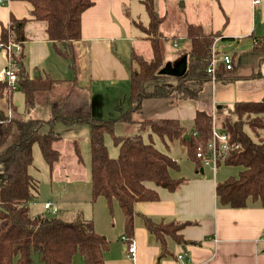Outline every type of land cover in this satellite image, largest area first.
I'll return each mask as SVG.
<instances>
[{"label":"trees","instance_id":"obj_1","mask_svg":"<svg viewBox=\"0 0 264 264\" xmlns=\"http://www.w3.org/2000/svg\"><path fill=\"white\" fill-rule=\"evenodd\" d=\"M30 4V18L16 19L9 16L6 26L0 25V46L9 42L20 45L21 52L15 57L17 80L15 89L23 95L24 113L31 114L37 107L49 108V119L24 118L15 113L11 97L14 88L0 81V98L9 103L10 116L0 109V166L5 180H0V264H32L35 256L39 264H73L79 256L84 264H105L104 254L109 241L96 233L93 222L85 220L81 213L65 221L56 216H31L29 204L37 192V181L29 173L33 164L32 148L37 145L40 154L51 170L59 161L60 154L54 148L61 138L53 126L61 123L67 127L74 124L88 126L90 151L91 203L97 198L105 199L111 212L115 202L123 217V234L130 241L137 224L147 230L158 246L156 264L175 257L169 243L192 244L183 239L180 231L188 222L154 219L135 210L138 202H155L156 187L175 192L184 183L183 178L174 179L171 171L179 169L176 160L143 141L141 132L148 130L161 141L177 142L184 147L185 157L195 169L201 167L196 151L210 139L212 116L197 111L189 130L178 120L149 119L136 121L132 115L140 110L147 99H167L171 102L196 100L201 86L212 80L206 72L211 61V49L219 36L201 25L187 24L183 38L189 43L185 51L186 68L173 86L156 83L152 90L146 86L157 81L163 69L164 46L167 37L159 31L163 17L158 14L157 0H138L147 15V25L134 22L145 39L149 41L152 57L149 60L132 52L129 58L130 107L119 119L102 120L93 114L88 88H81L75 77L67 80L53 79L42 72L30 77L23 67L24 29L29 21L44 24L47 40L55 54L68 63L75 73L73 43L80 40L82 13L93 5V0H22ZM252 50L262 55L264 61V36L253 37ZM237 76L233 67L226 70L219 64L214 81H233ZM195 85V87H193ZM230 115L218 114L215 122L228 136L230 145L224 161L216 166L240 168L237 178H227L215 184L217 203L222 207L240 209L249 200L264 205V97L259 102H238ZM117 121L137 125V132L114 136ZM43 127L48 131L42 133ZM112 136L118 146V157L111 158L104 137ZM251 135V136H250ZM186 136V137H185ZM74 152L80 163L78 146Z\"/></svg>","mask_w":264,"mask_h":264},{"label":"crops","instance_id":"obj_2","mask_svg":"<svg viewBox=\"0 0 264 264\" xmlns=\"http://www.w3.org/2000/svg\"><path fill=\"white\" fill-rule=\"evenodd\" d=\"M259 1L253 6L252 0H157V11L161 17L167 14L168 9L178 10L183 19L185 18V24L201 25L213 33H218L215 44L216 56L220 58L222 54H227L231 57L237 78L227 82L211 80L204 83L196 100L178 102L167 99L144 100L140 110L133 116L134 120L174 119L189 130L197 111L205 112L209 116L213 115L216 119L218 114L231 113L235 103L261 101L264 97V61L261 63L262 55L252 50L253 37L264 36V0ZM30 11L31 6L25 1L0 0V25L6 26L10 15L16 19H29ZM144 15L147 19L144 8L138 0H93V5L81 15L80 40L72 44L75 56L74 75L68 63L55 54L52 44L47 40L44 24L39 21H29L24 29L27 40L23 45V67L30 77L42 72L48 73L57 80L75 77L81 88H88L92 112L97 118L102 119L99 117L101 109L106 108L111 102L120 115L121 104L118 102L115 90L129 87L131 53L135 52L146 60L152 57L149 41L134 24L141 22L142 25H147L148 19L143 22L138 18ZM186 16L194 20H187ZM183 36H179L184 40L182 51L169 57L164 55L162 70L177 67L183 58H186L184 53L189 43ZM174 42L176 46L173 43V47L177 48V41ZM233 45L235 48L232 51L221 53L223 48ZM143 50L146 52L142 53ZM3 53V57L0 54V58H5L7 61L6 53ZM159 75L166 77L149 83L146 86L147 90H152L156 83L174 85L173 76ZM126 102L127 98H123V106ZM17 104L13 102L14 107ZM0 109L6 116H10L9 103L1 98ZM132 129L133 131L130 132H137V125H132ZM143 132L142 138L147 132L149 140L152 141V134L148 130ZM172 144L183 147L177 142ZM35 147L37 145L32 148L33 164L29 173L37 181V192L29 204V212L31 216H49L52 214L47 213L43 208V204L48 201L38 202L40 189L38 183L48 182L51 189V173L58 174V179H67L68 173L64 174V171L58 168L61 165L59 151L60 159L51 170L45 162L46 167L44 164L36 167L35 157L40 151ZM183 153L185 156L184 147ZM75 159L76 163H79L77 157ZM188 163L189 166H184V170L170 172L172 178L185 180L178 190L170 192L147 183L148 188L156 191L158 200L138 202L135 205L137 212L154 219L165 218L188 222L180 234L184 240L193 243L177 245L170 242L169 248L175 257L161 260L160 264H264V205L259 201L249 200L246 207L232 209L219 205L215 196V184L229 178L228 176L235 174V171L238 174L240 168L224 164L216 167L213 164H201L196 170L192 162L188 161ZM62 168L67 170L66 167L61 166L60 169ZM231 168L236 170L233 169L232 172ZM46 173H49L50 178L44 175ZM69 174L75 177L73 173ZM68 184L70 183L62 186ZM96 200L99 201L98 205L105 201L102 197ZM52 206L57 209L53 216L64 220L60 213L62 211L56 205L52 204ZM33 207L38 209L33 211ZM112 207L115 214L114 223L117 226L116 232H118L116 234L119 236L115 235L111 240L107 238H110L111 228L100 227L99 219L96 220L95 214L92 216V208L87 215L81 213L85 220L93 222L96 233L109 241V249L104 254V263L156 264L159 248L152 241L147 230L139 224L136 225L132 238L135 254L133 257L128 255L125 243L121 241L124 235L123 217L115 202ZM77 213L75 211L73 216L75 217ZM179 255L184 256V259H179ZM81 259L79 256L74 257L73 264H84Z\"/></svg>","mask_w":264,"mask_h":264},{"label":"rangeland","instance_id":"obj_3","mask_svg":"<svg viewBox=\"0 0 264 264\" xmlns=\"http://www.w3.org/2000/svg\"><path fill=\"white\" fill-rule=\"evenodd\" d=\"M163 21L160 25V32L165 37H167V42L164 46V55L165 57H169L176 52L182 51V47L184 45V40L179 36H182L185 34V29L187 24L184 23L185 18L183 19L181 13L178 12V10H167L166 15H162ZM139 20L146 22L147 19L144 16H139ZM187 20L193 21L194 19L191 17H187ZM174 41H177L178 47L174 48L173 43ZM144 48V45H143ZM150 52L149 48H147ZM147 51V52H148ZM4 50L0 49V54L3 57ZM146 51H142V53H145ZM185 54V53H184ZM183 54V55H184ZM0 56V57H1ZM7 66V61L5 58H0V81H6L5 77V68ZM16 67V65H15ZM17 70V67H16ZM175 84V83H174ZM116 95H118L117 99L120 105V111L121 114L119 115L116 112V109L114 108V104L111 102L107 104L106 108L101 109V115L99 114V117H102V120H115L119 119L124 113H126L130 107L129 102V87L115 90ZM127 98L126 104L123 106L122 100L123 98ZM12 104L13 102H17V106L15 107V113L18 115H22L24 118H38L41 120H48L49 119V108L47 106L38 107L36 108L31 114L29 115H23L24 113V102H23V95L20 92L19 89H15L12 93L11 97ZM178 102V101H177ZM97 113V112H96ZM135 115V113L132 115V117ZM230 115V114H226ZM213 116V115H212ZM215 118V116H213ZM134 119V118H133ZM218 126V125H217ZM136 127V126H134ZM48 131L47 127H43L42 133H46ZM53 131L55 134H57L61 140L58 143L54 144V148L60 152L61 154V161H60V167L59 170H63L64 174L68 173V178H61L58 179V174L51 173V189H50V183L42 182L38 183V186L40 187L39 193H38V202H51L52 204L56 205L58 209L62 212L61 217L65 218V221H70L74 218L73 214H75V211L78 213H82L87 215V212L92 208V216L95 214L96 220H98L99 225L102 229H104L106 226H109L111 228V231H109L110 238L107 237L109 240L112 239L115 235L118 234L116 232L117 226L114 223L115 214H113V207L112 211L110 212L108 209V206L105 201L101 203V205H98L99 201H95L93 205H90V151H89V143H88V126L85 124H74L73 126L67 127L61 123H56L53 126ZM130 131H133L132 125H129L125 122L117 121L114 125L113 134L114 136H122L126 135L128 133H131ZM216 132H219V129H216ZM144 132H141V135ZM145 132L143 136V141L146 144H152L157 150L168 154L172 159L176 160L179 166V169L184 170V166H189L190 163L186 160L184 153H183V147H179L178 145L171 144L168 141H161L159 137L156 135H151L152 141L149 140L148 135ZM251 136V135H250ZM105 146L107 148L108 155L111 158H117L118 157V146L113 142L112 136L106 135L104 137ZM74 143L77 144L78 150L80 153L81 162L76 163V154L74 152ZM38 148V147H35ZM38 150V149H37ZM35 166H44L46 167L44 160L42 156L37 152V156L35 157ZM62 167L65 168L60 169ZM44 167V168H45ZM69 168V169H68ZM238 168V167H236ZM236 168H233L236 170ZM233 169L231 168L230 170ZM58 170V169H57ZM69 173H73L75 177L70 176ZM46 177H49V173L44 174ZM237 172L235 171V174H231L228 177L231 178H237ZM0 180L4 181V175L2 172V167L0 166ZM65 183H70L67 185L62 186ZM103 200V199H102ZM102 202V201H101ZM114 204V203H113ZM37 207H33V211L37 210ZM72 212L73 214L71 215ZM60 213L58 214L60 216ZM112 224H114L112 226ZM117 233V234H116ZM119 235H117L118 237ZM82 262V259H81ZM32 264H39L37 261V258L35 256L32 257Z\"/></svg>","mask_w":264,"mask_h":264},{"label":"built area","instance_id":"obj_4","mask_svg":"<svg viewBox=\"0 0 264 264\" xmlns=\"http://www.w3.org/2000/svg\"><path fill=\"white\" fill-rule=\"evenodd\" d=\"M260 1L252 0V5L256 6ZM217 38L214 40L212 49H211V61L206 69V72L212 76V81H214L213 76L214 72L219 64L224 66L226 70L232 69V60L231 57L227 54H222L220 58L216 56L215 44ZM176 46V42H174ZM7 56V66L5 68V77L6 82L9 86L14 88V84L17 80L16 67L14 64V58L19 56L21 52V47L15 42H9L6 47H1ZM216 129H219V132H216ZM230 145L228 144V136L220 130L215 122V118L212 116V134L207 143L203 146H199L196 151V158L200 160V163L203 165L213 164L215 167L218 162H223L227 151L229 150ZM44 210L49 214H55L57 209L52 206L50 202L43 204ZM121 241L125 243L127 253L130 257H133L135 254V247L132 240H128L126 236L121 237ZM179 259H184V256L179 255Z\"/></svg>","mask_w":264,"mask_h":264},{"label":"water","instance_id":"obj_5","mask_svg":"<svg viewBox=\"0 0 264 264\" xmlns=\"http://www.w3.org/2000/svg\"><path fill=\"white\" fill-rule=\"evenodd\" d=\"M235 48V45L225 47L221 50V53H229ZM186 68V58H183L180 65L177 67H173L171 69H164L159 72V74L167 75V76H173V77H179L181 76ZM186 137V136H185Z\"/></svg>","mask_w":264,"mask_h":264}]
</instances>
